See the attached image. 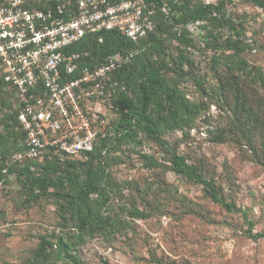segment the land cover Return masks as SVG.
<instances>
[{
  "label": "trees",
  "instance_id": "16d2710c",
  "mask_svg": "<svg viewBox=\"0 0 264 264\" xmlns=\"http://www.w3.org/2000/svg\"><path fill=\"white\" fill-rule=\"evenodd\" d=\"M77 1L48 0L43 7H34L54 10ZM143 1L144 15L153 29L137 43L116 32H105L86 35L65 51L78 53L79 68L88 70L102 66L108 58L131 54L105 85L113 95L116 118L108 132L97 137L91 151L79 158L58 154L48 159L45 152L22 164L11 163L13 155L23 150V133L16 120L19 104L11 105L3 98V89L9 87L0 78V182L4 185L10 176H15L29 202L50 193L61 205L66 215L63 221L72 232L68 240L59 238L54 243L40 237L24 264H54L63 258L67 264H82L73 254L75 246L94 236L111 242L124 234L130 223L150 216L148 211L136 206L115 211L112 205L113 197L121 189L112 169L122 163L124 147L141 139L154 143L168 164L164 166L157 158L135 151L144 167L151 170L167 167L176 177L202 187L203 196L212 204L226 213L240 215L250 240L264 241V233L251 232L252 222L246 212L224 198L215 180L207 178L200 167L188 163L173 144L164 140L174 131L187 134L209 107L214 106L230 122L225 129H216L213 143H246L255 157L260 159L261 154L264 158V72L250 66L242 56L249 46L241 39L242 28L225 11L231 0ZM242 1L264 12V0ZM191 25L204 31L202 45L212 51L211 63L216 66L213 82L192 79L201 97L196 101L187 97L182 86L192 74V52L198 49L189 32ZM220 30L228 31L229 35L221 37ZM99 38L101 42L97 41ZM172 45L174 54L170 52ZM78 73L76 70L68 79H75ZM153 263L163 264L158 260Z\"/></svg>",
  "mask_w": 264,
  "mask_h": 264
},
{
  "label": "rangeland",
  "instance_id": "374dc122",
  "mask_svg": "<svg viewBox=\"0 0 264 264\" xmlns=\"http://www.w3.org/2000/svg\"><path fill=\"white\" fill-rule=\"evenodd\" d=\"M24 1L31 7H43L48 0ZM225 11L244 31L241 39L249 47L243 58L264 72V12L242 0H231ZM188 28L198 49L192 52V74L182 86L187 97L196 101L201 97L192 79L213 82L216 66L211 63L214 54L202 45L204 31L192 25ZM220 34L225 37L229 32L220 30ZM170 52L174 54L173 45ZM3 92V98L11 105L18 103L11 89L4 88ZM112 96L105 86L101 98L81 104L83 119L94 136L92 147L116 118ZM71 121L70 134L82 139L85 131L79 129L80 119L73 117ZM229 122L223 111L210 106L194 129L187 134L171 132L164 140L173 144L188 163L200 167L207 178H213L228 202L246 212L252 222V233H264V158L261 154L260 159L255 157L246 143H213L212 134L216 129H225ZM124 148L122 163L112 169L115 181L121 185L120 192L113 197V208L116 211L136 206L150 216L133 221L124 234L111 242L94 236L75 246L73 254L82 264H154L155 260L163 264H264V241L247 237V227L240 215L226 213L212 204L203 196L202 187L176 177L167 167L151 170L143 166L135 151L168 166L163 152L154 143L141 139ZM45 152L48 159L60 154L49 149ZM60 206L50 193L29 202L15 176L1 184L0 264H24L40 237L53 243L59 238L68 240L72 232L63 221L66 215ZM54 264H67V260L63 258Z\"/></svg>",
  "mask_w": 264,
  "mask_h": 264
},
{
  "label": "built area",
  "instance_id": "2783aa9c",
  "mask_svg": "<svg viewBox=\"0 0 264 264\" xmlns=\"http://www.w3.org/2000/svg\"><path fill=\"white\" fill-rule=\"evenodd\" d=\"M145 9L143 0H78L54 10L31 7L24 0H0V78L15 94L23 133V150L11 163L39 158L48 149L70 157L91 151L94 136L81 104L101 98L113 72L131 54L88 70L79 68L78 53L65 51L86 35L105 32L137 43L153 29ZM76 70L77 77L68 79ZM73 117L81 121L82 139L70 134Z\"/></svg>",
  "mask_w": 264,
  "mask_h": 264
}]
</instances>
